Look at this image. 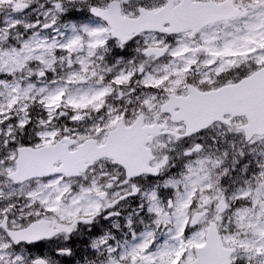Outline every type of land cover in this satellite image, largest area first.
<instances>
[{
    "label": "snow or ice",
    "instance_id": "obj_1",
    "mask_svg": "<svg viewBox=\"0 0 264 264\" xmlns=\"http://www.w3.org/2000/svg\"><path fill=\"white\" fill-rule=\"evenodd\" d=\"M0 264H264V0H0Z\"/></svg>",
    "mask_w": 264,
    "mask_h": 264
}]
</instances>
